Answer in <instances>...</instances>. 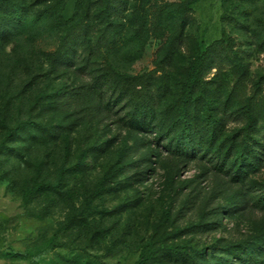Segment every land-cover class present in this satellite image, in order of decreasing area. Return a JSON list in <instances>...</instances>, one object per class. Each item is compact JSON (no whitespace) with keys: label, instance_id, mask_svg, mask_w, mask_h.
<instances>
[{"label":"rangeland","instance_id":"374dc122","mask_svg":"<svg viewBox=\"0 0 264 264\" xmlns=\"http://www.w3.org/2000/svg\"><path fill=\"white\" fill-rule=\"evenodd\" d=\"M18 1L29 14L43 9L37 0ZM77 1L68 0L64 19L73 17ZM188 19L183 40L164 67L159 63L162 41L153 37L135 60L129 55L134 43L116 51L101 40L90 66L100 72L112 62L122 73L147 74L150 92L161 95L167 106L178 93L177 76L196 43L224 37L234 46L233 61L220 65L218 72L212 69L207 79H223L232 89L239 77L234 63L247 70L224 131L229 135L245 126L243 112L250 108L261 123L264 0H196ZM97 31L93 27L89 32L92 44ZM59 35V28L44 22L0 39V146L22 154L0 153V264H136L144 248L156 241L155 246L187 252L188 259L157 257L147 264H214L221 248L264 233V208L257 203L264 191V151L245 182L233 181L213 158L198 153L178 158L154 132L130 130L121 120L123 103L105 107L110 92L89 113L83 93L76 99L71 92L92 82V76L51 59ZM4 123L10 128L51 125L55 135L30 143L9 141ZM186 247L205 249L207 259Z\"/></svg>","mask_w":264,"mask_h":264},{"label":"trees","instance_id":"16d2710c","mask_svg":"<svg viewBox=\"0 0 264 264\" xmlns=\"http://www.w3.org/2000/svg\"><path fill=\"white\" fill-rule=\"evenodd\" d=\"M37 1L43 9L29 14L27 7L18 0H0V39L9 40L44 22L59 28L61 35L51 59L56 64L76 66L80 73L92 76V82H84L71 92V97L76 99L83 93L82 104L89 113L101 107L104 93L110 92L106 108L123 103L126 113L121 120L124 125L140 135L154 132L156 139L164 140V147L176 157L186 159L198 153L202 157L213 158L233 175V181L239 182H245L247 174L258 168L261 162L259 156L264 151L261 136L264 118L260 123L257 111L250 108L243 112L247 120L245 126L229 135L224 131L226 114L236 105L237 89L243 85L242 77L247 70L234 63L235 75L239 77L232 89L224 85L223 79H207L212 69L218 72L220 65L233 61L230 52L234 46L227 38L222 37L210 44L203 41L196 43V48L177 76L178 93L167 106L163 105L161 95L150 92L151 82L147 74L122 73L112 62L100 72L90 66L95 62L101 40L107 39L116 51L134 43L135 50L129 55L135 60L141 57L151 37L162 41L160 65L170 64L183 40L189 25L188 15L196 0H78L76 12L69 19L62 16L68 0ZM93 27L98 31L92 44L89 32ZM259 46H264V40L259 42ZM80 48L83 51L78 54ZM80 57L82 62L78 66ZM4 127L10 132L9 141L15 139L30 143L55 135L51 125L27 123L10 128L4 123ZM0 153L9 157L22 156L18 149L6 144L0 146ZM58 183H64V176ZM49 187L55 188L53 185ZM114 188L109 186V189ZM257 203L264 208V191L257 198ZM156 242L144 248L136 264H147L157 257L163 261H187V252L174 251L173 246L163 243L155 246ZM186 248L199 259H207L205 249ZM214 259V264H264V233L221 248V255Z\"/></svg>","mask_w":264,"mask_h":264},{"label":"crops","instance_id":"0c3cea01","mask_svg":"<svg viewBox=\"0 0 264 264\" xmlns=\"http://www.w3.org/2000/svg\"><path fill=\"white\" fill-rule=\"evenodd\" d=\"M174 1H180V0H174Z\"/></svg>","mask_w":264,"mask_h":264}]
</instances>
